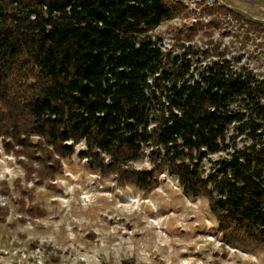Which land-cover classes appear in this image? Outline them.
I'll return each instance as SVG.
<instances>
[{"label": "trees", "instance_id": "16d2710c", "mask_svg": "<svg viewBox=\"0 0 264 264\" xmlns=\"http://www.w3.org/2000/svg\"><path fill=\"white\" fill-rule=\"evenodd\" d=\"M188 12L180 0H0L1 148L48 189L80 144L120 187L149 191L166 173L206 200L224 245L264 251V76L247 60L264 23L198 2L166 44L158 28ZM32 192L18 211L39 218Z\"/></svg>", "mask_w": 264, "mask_h": 264}, {"label": "rangeland", "instance_id": "374dc122", "mask_svg": "<svg viewBox=\"0 0 264 264\" xmlns=\"http://www.w3.org/2000/svg\"><path fill=\"white\" fill-rule=\"evenodd\" d=\"M180 1L189 8L188 19L179 16L158 28L166 44L171 43L175 27L193 23L190 11L198 2L215 1L264 23L260 0ZM200 34L199 30L194 38ZM232 40L224 38L225 44ZM231 48L238 49V43ZM260 50L246 59L264 76V46ZM1 147L0 205L8 206L9 215L6 223H0V264H123L131 259L133 264H264V251L224 245L206 200L184 196L166 173L149 191L120 187L88 169L78 157L84 148L80 144L62 161V173L52 181L54 189H48L27 181L15 157ZM224 156L221 152L204 161V171L210 172L211 163ZM147 166L146 160L134 164L137 169ZM22 189L33 190V203L44 215L29 218L18 211ZM21 217L24 223L18 221Z\"/></svg>", "mask_w": 264, "mask_h": 264}]
</instances>
